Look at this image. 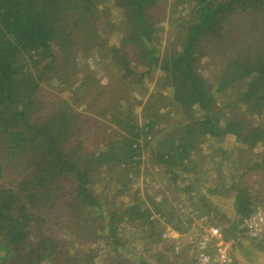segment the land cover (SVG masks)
Segmentation results:
<instances>
[{"label": "trees", "instance_id": "trees-1", "mask_svg": "<svg viewBox=\"0 0 264 264\" xmlns=\"http://www.w3.org/2000/svg\"><path fill=\"white\" fill-rule=\"evenodd\" d=\"M160 23L176 34L164 52ZM95 51L109 62L103 78L88 63ZM155 71L158 90L149 93ZM231 137L221 157L232 164L261 147L242 170L258 172V193L234 177L225 189L236 239L240 221L264 210V0H0V264H90L91 251L68 250L102 234L121 259V224L149 228L146 240L162 243V221L174 213L182 222L178 207L163 210L177 199L137 189L115 207L118 194L139 179L154 143V165L176 190L187 182L182 193L196 211L189 176H180L205 142ZM101 169L121 186L113 206L94 190Z\"/></svg>", "mask_w": 264, "mask_h": 264}, {"label": "rangeland", "instance_id": "rangeland-1", "mask_svg": "<svg viewBox=\"0 0 264 264\" xmlns=\"http://www.w3.org/2000/svg\"><path fill=\"white\" fill-rule=\"evenodd\" d=\"M112 4L113 3L111 2L106 3L108 7H111ZM112 16L114 22L119 21L120 14L117 9L112 10ZM160 25L162 30L160 33H158V38H160L159 50L164 52V50L167 48V42L169 41V38L176 39V34L173 36L169 35L170 27L168 23H160ZM116 40H118L117 37H112L111 43H114ZM88 63L98 78H103V76L109 72V62L108 60L101 58V54H99V52H93L88 59ZM160 75L161 74L159 72L155 71L150 78L148 77V80L146 79L147 81L145 90L147 88L149 93L154 91L157 92L158 88L156 86V81ZM53 87V85H46V89L48 91L53 92L55 90ZM135 94L137 99L146 101V98H144L145 96L140 95L139 92H135ZM135 108L136 109L133 110L134 113H136V118L138 119L139 123H142V106H136ZM164 113L168 112L165 111ZM172 116L170 115L171 118ZM165 124L166 123H163L161 126H159L160 128L156 129V135L151 136L152 139L156 140L160 138V130L167 127ZM233 142L234 138L232 137L228 138L222 143L217 141L214 142L213 140H210V143L205 142L200 148V151L192 156L193 164H190L188 168L189 170L185 174L186 176L181 174L180 177L181 179L185 180L187 175L189 177L193 176V178L197 176L199 179H202V181H200L202 184L206 183L208 188L210 185L211 191L217 193V195L213 197V203H215L217 210H214L213 214L209 215V218L211 225L220 228L223 234H226L225 236L230 237L228 240L233 243L232 249L235 264H264V242L256 243L251 241L245 235L241 234V231L240 233L237 232L236 239H233L231 236H229L230 234L228 233V230L231 227L233 221L236 219V214L233 210V202L228 198V196L225 195L226 192L224 190H219L218 188L217 190L215 189L216 186L225 188L227 182L231 183L232 177L237 180L239 179L240 185L248 184L251 189L250 193H258V191H255L260 188L257 183L262 181V178L257 174L258 172H256V174H252V177H249L248 174L246 175L242 170L244 169L245 165L250 162V158L252 159V155H254L253 153L261 152V147H258L257 150L255 149L253 152L248 151V153H245V151H241V158L238 157L235 160V163L232 164L227 159H222L221 150L227 147V145L233 147ZM154 149L157 150L158 147L156 144L152 143L151 150L145 154L144 163L141 165V174L139 179L137 178L134 183L129 185L126 193L123 192L118 194L117 199H115V207L130 203L135 191L140 189V194L138 196L142 198L145 194H150L155 195L156 201L158 202H160L162 199H165V197L174 199V202L175 199H177V204H168L167 202V205L165 207L163 206V210L167 212L170 206L178 207V209L181 210V214L183 215V220H186L189 215L190 217L188 219L193 220L186 221L188 225V228L186 229L190 231L191 229L198 228V224L195 223V221L200 222V219H197L194 214H192V209H189L188 207L189 202L184 199V195L182 193L183 185H185L187 182L185 181L183 184L181 180L177 181L176 184L179 188L176 190V188L173 187V183L170 179L171 175H165L163 172L166 169L154 165V161L152 160L153 158H151L152 151ZM10 176L12 177L10 178ZM113 176H115L113 173L108 174L104 171V169H101L96 177V184L94 187L95 192L100 198H108V200L110 199L109 201L111 202V206H113V197L115 193L121 189V186L117 183V180L113 179ZM15 178L16 175L10 173L8 180L10 183H12V180ZM258 178L260 179L259 181ZM168 186H172V189L168 190ZM261 191V195H264V187L261 188ZM178 200L180 202H178ZM88 215V218L90 217L89 219H91L92 214L89 213ZM85 220L86 219L82 220V224H84ZM171 221H174V224L178 223L177 215L174 213L171 214ZM149 231V228L143 229L134 225L121 224L118 235L125 243L132 247H127L131 254L134 251L133 255H125L124 257H121V259L116 257L111 240L104 236V234H102V237L92 240H89L91 239L89 237L77 240L80 242L75 243L74 250L73 248H69L68 251L71 253V255H73L72 253H76L78 250H81L82 255L91 251V253H93V261L90 264H145L147 257L155 258L157 257V254L161 253L158 247L160 244L153 243L154 241L152 242L151 240H146ZM154 238H156V236ZM119 249L121 250V247ZM47 264L52 263L48 262ZM82 264L86 263H84L82 260Z\"/></svg>", "mask_w": 264, "mask_h": 264}, {"label": "crops", "instance_id": "crops-1", "mask_svg": "<svg viewBox=\"0 0 264 264\" xmlns=\"http://www.w3.org/2000/svg\"><path fill=\"white\" fill-rule=\"evenodd\" d=\"M227 147H229V145H227ZM188 180H189L190 185L192 184V186H193V189L191 191V195L193 196L194 203H196L195 206L197 207L196 211L193 210V207H192V214H194V216L197 219H200V222H197L194 220L195 223H197L198 226L211 225V221H210V218L208 215L213 214L214 210L215 211L217 210L215 203H213L215 207L211 204L213 202V199H214L213 197H215V195H217V193L213 194L214 192L211 191L210 185L208 188L206 183L202 184L200 182V181H202V179H199L197 176H195L194 178H193V176L192 177L190 176ZM227 184H228V182L226 183V187H227ZM226 187L220 188L219 186H216L215 189L217 190V188H218L219 190L225 191ZM202 207L203 208L205 207V208L202 209ZM208 207L210 208L211 211L207 210ZM168 211H170V209ZM208 211H210V212H208ZM205 212H206V214H205ZM208 213H210V214H208ZM178 216H180L182 222L179 221L177 224H174V221L173 222L171 221L170 222L171 224L168 223L167 225H165L166 224L165 221H162V224H161V226L164 229L163 232L165 231L166 226H170L175 231V234L178 235V237L165 240V239H163V233H162L161 238H162L163 242L159 243L160 246L158 245L161 253L157 254V257H155V258L147 257L145 264H195L194 252L196 251L197 247L192 242V239L189 236L188 229H186L184 231V228H185V225H187V222L185 223V219L183 220L181 210H179ZM191 216H193V215H191ZM167 217H168V219H171V214ZM189 217H190V215L187 217L186 221H190V220L193 221L192 219H188ZM193 219H194V217H193ZM201 220H205V222H202ZM175 227H180L181 230H177ZM187 228H188V225H187ZM254 242L257 243L258 241H254ZM127 246L132 248L129 244H127ZM133 252L131 254V252L126 247V252H125L126 256H129L130 254L133 255Z\"/></svg>", "mask_w": 264, "mask_h": 264}, {"label": "built area", "instance_id": "built-area-1", "mask_svg": "<svg viewBox=\"0 0 264 264\" xmlns=\"http://www.w3.org/2000/svg\"><path fill=\"white\" fill-rule=\"evenodd\" d=\"M205 222V220H201ZM191 229L189 236L197 249L194 252L195 264H235L233 255V243L225 238L222 230L218 227L197 226ZM239 233L245 235L252 241L264 239V210L256 207L253 213L245 217L239 225ZM178 237L175 231L166 226L163 239Z\"/></svg>", "mask_w": 264, "mask_h": 264}]
</instances>
